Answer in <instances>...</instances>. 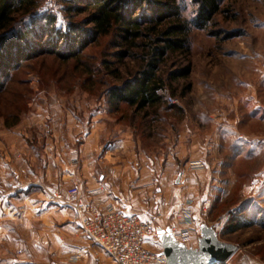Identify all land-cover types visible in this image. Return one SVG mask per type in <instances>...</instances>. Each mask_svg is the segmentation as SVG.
Wrapping results in <instances>:
<instances>
[{"label": "rangeland", "instance_id": "1", "mask_svg": "<svg viewBox=\"0 0 264 264\" xmlns=\"http://www.w3.org/2000/svg\"><path fill=\"white\" fill-rule=\"evenodd\" d=\"M65 7L62 0H45L19 27L23 24L30 29L34 22L46 25L47 17L53 15L57 29L66 30L71 21L81 24L85 31L93 29L89 13L71 16ZM196 9L198 6L187 0L183 14L194 19ZM220 10L207 28L192 31L190 54L169 55L157 73L165 80L164 93L178 101L171 104L172 112L162 110L154 119L153 114L135 113L126 105L119 111L114 109L109 98L111 88L133 81L140 62L132 58L119 62L115 57L119 50L111 46L114 38L110 37L76 58L49 52L11 71L0 90V134L16 130L27 133V142L32 140L29 146L39 154L42 142L54 132L66 138L65 133L74 126L88 128V119L97 114L111 126L124 122L144 136L146 144V137L153 136L154 142L163 146L165 135L176 144L185 133L182 145L194 149L196 155L204 151L207 142L206 151L200 154L203 161H175L171 175L165 174L168 167L160 161L161 181L148 185L157 184L161 192L160 211L146 221L156 229L171 227L178 234L192 228L191 242L186 241V246L195 248L200 225L206 223L221 241L238 247L228 264H264V0H221ZM38 35L43 43L49 41L42 31ZM32 42L41 44L39 40ZM57 49L68 54L63 45ZM111 69H118L121 80L107 74ZM186 69L188 75L181 77L179 73ZM14 117H19L18 122L7 126L13 124ZM192 133L193 137L204 136L203 146L192 145ZM37 135L43 140L38 141ZM71 146L65 148V162L70 168ZM106 168L99 167V174ZM32 188L34 204L43 202L53 207L52 195L58 191L65 197L70 187L38 181ZM79 189L81 201L88 203L84 202L83 189ZM47 190L51 192L49 198L45 197ZM58 203L74 211L66 202ZM40 213L34 208L28 216L30 223L26 224L22 216L14 230H2L0 264H81L84 255L76 247L89 239L79 230L78 221L67 230L56 219H40ZM96 247L107 256L91 243L92 249ZM147 248L161 253L158 237L150 238Z\"/></svg>", "mask_w": 264, "mask_h": 264}, {"label": "crops", "instance_id": "2", "mask_svg": "<svg viewBox=\"0 0 264 264\" xmlns=\"http://www.w3.org/2000/svg\"><path fill=\"white\" fill-rule=\"evenodd\" d=\"M88 121V128L74 126V130L65 133L66 138L63 133L54 132L51 138L42 142L39 154L29 146L32 140L27 142L30 137L27 133L16 130L0 134V233L6 229L14 230L18 217L22 219L23 216L25 223H30L32 218L28 216L34 208L41 212L40 219H56L61 223L60 227L67 230L75 226L77 216L69 207L59 203H53V207L43 202L34 204L32 198L36 193L32 187L38 181L53 186L59 184L62 188L79 183L84 202L93 203L100 209L115 206L124 215L149 220L160 211L161 192L157 184L148 186L149 182L161 181L160 161L168 167L165 174L171 175L177 166L175 161H203L200 154L207 149V142H204V151L194 155V149L188 150L182 145L185 133L176 144H171L175 140L165 135L162 146L159 141L154 142L153 136L146 137V144L144 136L124 122L111 126L97 114L90 116ZM151 129L154 133L155 129ZM36 138L43 140L40 135ZM191 141L198 148L204 136L193 137L192 133ZM70 144L73 152L71 168L65 162V148H70ZM103 165L107 167L105 173L99 174V167ZM178 174L181 177L182 174ZM50 195L47 190L45 197ZM76 250L84 255L81 264H110L108 256L99 248L92 249L89 240L77 245Z\"/></svg>", "mask_w": 264, "mask_h": 264}, {"label": "trees", "instance_id": "3", "mask_svg": "<svg viewBox=\"0 0 264 264\" xmlns=\"http://www.w3.org/2000/svg\"><path fill=\"white\" fill-rule=\"evenodd\" d=\"M44 1L0 0V90L5 87L4 81L10 79L11 71L25 61L49 52L62 58H76L102 39L113 37L110 44L119 50L115 56L117 60H137L140 71L133 81L111 88L110 102L116 111L126 105L132 112L153 114L154 119L159 118L162 110L172 112L173 108L164 96L165 80L157 74L161 65L167 62L169 55L187 57L192 31L207 28L221 11V0H191L198 6L194 19L183 14L187 0H62L71 16L89 13L93 29L85 31L74 21L66 30L57 29L53 15L47 17L46 25L34 22L30 29L23 28V24L19 27ZM41 31L44 37L49 36L47 43L41 41L38 35ZM32 40H39L41 44ZM61 45L68 54L58 51ZM107 74L117 80L122 78L118 69H111ZM179 75L186 77L188 70ZM18 118L14 117L13 124L6 125L16 124Z\"/></svg>", "mask_w": 264, "mask_h": 264}, {"label": "built area", "instance_id": "4", "mask_svg": "<svg viewBox=\"0 0 264 264\" xmlns=\"http://www.w3.org/2000/svg\"><path fill=\"white\" fill-rule=\"evenodd\" d=\"M164 96L169 104H178L177 99L165 93ZM50 201L52 203L66 202L74 209L79 230L93 246H99L107 254L112 264L165 263V257L160 252H152L147 248L148 240L158 237L151 221L124 215L110 206L100 210L91 204L83 203L77 186L70 187L65 197L56 191ZM191 230L192 228H187L178 234L172 229V232L186 245V241L191 242ZM196 241L198 244V238Z\"/></svg>", "mask_w": 264, "mask_h": 264}, {"label": "water", "instance_id": "5", "mask_svg": "<svg viewBox=\"0 0 264 264\" xmlns=\"http://www.w3.org/2000/svg\"><path fill=\"white\" fill-rule=\"evenodd\" d=\"M198 247H187L173 234L171 227L157 228L156 233L162 246L160 253L165 257L162 264H226L237 252L234 244L220 240L217 231L206 223L200 225Z\"/></svg>", "mask_w": 264, "mask_h": 264}]
</instances>
